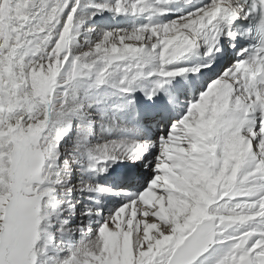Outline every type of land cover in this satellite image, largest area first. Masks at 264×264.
<instances>
[{"label":"snow or ice","instance_id":"1","mask_svg":"<svg viewBox=\"0 0 264 264\" xmlns=\"http://www.w3.org/2000/svg\"><path fill=\"white\" fill-rule=\"evenodd\" d=\"M0 264H264V0H0Z\"/></svg>","mask_w":264,"mask_h":264}]
</instances>
